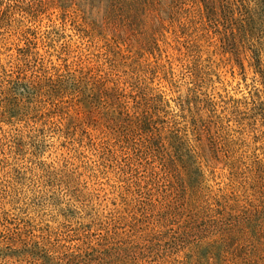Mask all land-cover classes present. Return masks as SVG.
I'll list each match as a JSON object with an SVG mask.
<instances>
[{"label": "rangeland", "instance_id": "obj_1", "mask_svg": "<svg viewBox=\"0 0 264 264\" xmlns=\"http://www.w3.org/2000/svg\"><path fill=\"white\" fill-rule=\"evenodd\" d=\"M240 2L233 42L194 6L99 27L0 0V65L26 73L0 70V264H264V29Z\"/></svg>", "mask_w": 264, "mask_h": 264}, {"label": "trees", "instance_id": "obj_2", "mask_svg": "<svg viewBox=\"0 0 264 264\" xmlns=\"http://www.w3.org/2000/svg\"><path fill=\"white\" fill-rule=\"evenodd\" d=\"M255 5V9L251 10V19L245 20V24L239 23L240 30H242L244 35H246V28L251 23V40L255 35L261 33L262 28L264 29V0H256ZM186 6L190 8L193 6L196 7L199 10L200 18H205L206 22L215 28H217V25L220 23L219 19H223L224 17L225 21L229 23L230 27L227 29L229 35L233 38V42L235 35L232 31L231 22L237 20L234 18V12L237 11V14L244 13L247 7L240 2L237 8H234V0H38L36 11L46 12L51 9L53 12H57L59 17L72 16L99 27H126L143 22L144 20H148L152 25L162 26L164 22H171L174 19L173 17ZM16 10H18L17 7L9 6L0 11V29L3 21L7 20L10 14H14ZM25 13L29 14V12ZM239 16H241V14ZM238 33L237 30V34ZM15 69L16 71L5 74V70L0 65V70L4 72L6 77L11 79L14 76V83L17 85L18 81L26 78V73L21 70L19 66L15 67ZM97 82L99 86L103 87L105 85L104 81ZM28 84L30 89L34 91H40L41 89L40 82L38 81H32ZM119 89L120 88L114 85L110 88V91L116 93ZM191 92L195 94L196 89L194 88ZM100 93L106 95L107 91L102 89ZM159 98L162 104L163 99L161 96H159ZM252 104H254V102H252ZM258 106L264 108V100L258 103ZM143 114H145L144 116L148 115L146 107ZM152 116V114H149L148 117L144 119V122L148 123L149 126ZM170 129L172 130L173 128L171 127ZM173 131L175 132L174 135H178V129H173ZM158 139H160V135ZM254 163L256 170L260 173L263 172L264 165L256 160ZM259 183L262 188L264 186V174L259 177ZM263 195L264 191L261 193L259 192L258 199H254L257 203L251 205V216L264 218V201L261 199ZM261 230L264 231V227Z\"/></svg>", "mask_w": 264, "mask_h": 264}]
</instances>
